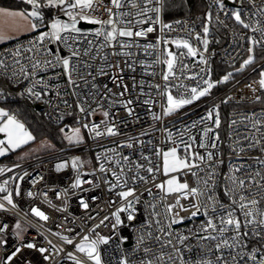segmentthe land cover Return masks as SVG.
Returning <instances> with one entry per match:
<instances>
[{
	"label": "built area",
	"instance_id": "2783aa9c",
	"mask_svg": "<svg viewBox=\"0 0 264 264\" xmlns=\"http://www.w3.org/2000/svg\"><path fill=\"white\" fill-rule=\"evenodd\" d=\"M107 2L108 0H105V3ZM221 3L224 5L223 8L220 6ZM206 4L208 12L205 16L189 15L169 22L164 19L163 7L161 20L164 24L171 25V29L164 28L161 31L162 24L146 23L143 27L152 26L155 31L148 33L146 37L134 38L135 44H139L140 47L134 44L130 49H117L120 52H130L131 56L109 55L108 63L113 65L118 63L123 69L122 72L118 68L108 69L105 66L108 75L96 74L98 69L104 66L102 56L114 51L111 47L103 49L95 60L82 56L81 60H89L93 65L89 70L96 76L94 82L102 94L105 92L103 87L105 84L117 94L124 90V85L128 87V91L123 96L107 94V98L101 95L97 96L95 101L89 100L91 108H96L97 104H103V108L86 118L76 108L78 96L73 95V92L80 93L79 98H82V94L90 88L92 78L88 77L90 83L87 87L83 85V81L78 80L81 87L74 89L68 85L62 66L44 67V61L53 59L54 55L70 56V49L63 44L45 40L41 45L35 40L41 32L50 31L49 28H43L0 46V60L8 66L0 67V104L23 102L32 110L41 112L44 119L52 126L60 127L65 132L79 127L85 137V141L79 144L65 143L63 147L34 158L17 160L10 156L0 160V169L3 170L0 171V185L6 188L5 192H0V204H4V208L0 209V226L7 225L6 230L0 233V238L7 242L0 243V264H5L6 257L17 247L21 248V252L8 264H75L67 255L69 252L85 264H93L84 254L76 251L75 245L84 235L96 239L97 234L110 237L107 244L98 245L102 264H120L124 259H127L128 264H141L142 261L151 258V254L148 256L145 254L146 247L156 256L160 255V242L155 237L160 236L165 241L168 239L160 231L161 227L165 231L174 233L172 236L174 243H176L175 234L190 237L185 244L191 245V251L185 250V259L190 260L192 264L201 259L215 261L219 253L214 247L211 252L205 247L214 242L198 243L194 236L197 227L209 217L213 218L215 223H219V216L212 213V202L208 201L207 197L209 195L214 197L217 202V213L226 212L232 205L233 198L238 201L241 195L249 196L250 199L255 196L256 199L261 200L259 206L264 208V189L247 183L242 189L238 184L234 185L230 179V177L246 179L254 176L257 171L264 174V164L260 163L264 161V152L261 151V147H264V89L259 86V80L264 77H261V73L252 77L256 70L263 68L264 61L251 69L247 68L254 60L246 64L245 68L242 67L243 62L252 52L256 54L258 50H264V11L261 10L264 9V0H242V2L241 0H206ZM146 6L157 5L154 0L152 5ZM129 10L128 7L120 9V11ZM235 12H239L244 23L250 25L248 28L235 20L233 15ZM56 15L61 19H66L67 16L62 10ZM148 15L155 14L150 12ZM103 18L108 17L105 14ZM38 26L42 27L39 22ZM98 27L99 25H94L93 28L81 29L83 35L65 32L62 36H76L75 46L80 48L85 46V41H93V54H95V48L103 41L102 37L94 35ZM204 27L209 29L206 36L203 33ZM197 35L201 40L196 39ZM205 38L209 42L206 52L201 42ZM252 39L258 43L253 45ZM176 40H187L197 50L198 55H187V49L177 48L173 43ZM146 44H153L155 47L145 49L143 46ZM29 48L32 51H27ZM249 48H253V51L249 52ZM49 49L51 55L47 51ZM168 49L176 56V62L173 69L174 77L165 81L163 75L168 69L164 61ZM17 50L20 54L14 56L13 53ZM199 53H203L207 63L200 62ZM37 60L41 62V68L25 79L23 73L19 71L20 68L25 67L31 73V64ZM125 61L131 67L126 66ZM231 70H236V73L229 75ZM14 72L17 75L14 76ZM114 75L118 78L122 77V83L120 79L113 83L111 77ZM225 76H229V79L222 82ZM40 79H43L48 87H45V84L34 83ZM205 80L217 83L210 95L181 111L168 116L163 115L166 93H171L175 98L190 99L191 88L203 89L206 87ZM156 85L160 87L157 88ZM179 85L182 87H177ZM33 86L35 91L41 92V99L36 100L34 96L28 94L27 89ZM57 92L60 93L59 96ZM257 96L261 99L256 100ZM65 100L72 107H66ZM128 100H132L133 103L123 107L121 101L126 103ZM145 100L151 103L145 104ZM38 106L41 107L40 110H37ZM128 109H132V115L128 114ZM210 110L213 112V117L216 113L219 114L222 121L219 128H216L211 120L204 119ZM103 111H109V117L105 118ZM10 112L17 116L20 112L19 107H12ZM153 114L161 118L154 120ZM233 121L235 123H232ZM105 122L107 126L113 127L116 135H108L105 132ZM84 123H88L90 127L93 124L99 125V130L104 134L95 137L94 133L83 127ZM205 127L214 129V133H210L208 138L203 134ZM169 131L172 133L171 139L168 138ZM181 134L185 141L192 143V151L205 157L208 152L214 154L211 162L206 159L203 163L196 161L200 164L199 168H193L191 171L185 169L171 174L178 175L182 183H188L189 188H199L203 196L189 194L188 198L184 199L181 193L166 195L154 185L169 177L163 175L162 170L154 171L152 174L145 171L148 166L162 165V157L156 155V149L167 151L170 147L179 146L178 151L183 155V146L180 145ZM215 134L219 135L218 141L213 139ZM209 141L215 142L216 147H198L200 143H209ZM128 143H132L133 147H127ZM250 144L255 146L249 147ZM124 156L129 157L128 162L123 160ZM77 157L79 158L77 167L73 168L72 160ZM116 161H119V164ZM60 164L65 166L58 169L57 165ZM101 164L104 165L105 172L100 171ZM136 164L145 166L139 169V173L147 178V183L138 179L134 182L131 179L137 172ZM209 164L212 165L211 171L215 173L211 178H209ZM237 167H240L241 171H235ZM121 168L129 177L126 187L136 189V196L139 197L140 202L135 204L136 219L128 221L127 213H121L124 223L113 230L111 225L115 222V218L112 213L125 202L118 196V192L124 189L118 186L110 190V185L117 183L113 171L119 173ZM192 172L196 175H192ZM77 178L81 183L73 188L72 185ZM256 179L259 181V177ZM205 180L208 181L207 186ZM146 189H151V194ZM231 189L235 191H229ZM9 193L15 207L3 199ZM177 199L180 200L179 204H176ZM81 201L87 203L88 207L84 208ZM194 203L201 204V214L187 219L191 211H195L191 208ZM170 204L175 205L171 213L167 211V206ZM220 204L224 205L223 210L220 209ZM152 205H155L154 209ZM181 205L189 211H182ZM204 205L208 206L209 216L203 215ZM236 207V215L243 219L238 206ZM33 209L43 212L48 219H41L34 214ZM175 213H179V216L185 219L182 223L172 224L169 229L170 219ZM105 216L109 217L105 221L108 226L100 225L96 228ZM157 219L160 221L159 225L155 223ZM16 223L27 227L24 234L18 233ZM92 229L95 231H91ZM149 232L152 233L151 236ZM141 235L144 238L143 243L138 245L137 241ZM61 237H67L73 243L67 244ZM49 241L51 244L48 243ZM27 243H33L36 247L32 249L23 247ZM252 247H258L254 240L249 244L248 250ZM40 248H45L47 251L41 253ZM163 251L168 253L171 249L165 248ZM227 251L224 250L226 256ZM45 256L50 259H45Z\"/></svg>",
	"mask_w": 264,
	"mask_h": 264
},
{
	"label": "snow or ice",
	"instance_id": "6c2138e0",
	"mask_svg": "<svg viewBox=\"0 0 264 264\" xmlns=\"http://www.w3.org/2000/svg\"><path fill=\"white\" fill-rule=\"evenodd\" d=\"M23 2L31 6V11H10L6 8H0V40L7 38V30H19L18 21L26 22L28 25H30V30H36L38 27V23L31 22L30 18H36L37 21H42V8H57L64 11L65 14L69 17L71 23H65L59 19H56L49 25L50 31L41 32L35 38V40L41 45L45 40H48L50 42L63 44L64 47L70 49L69 57H64L57 54L54 55L53 59L44 61L45 68H54L57 65L62 66L63 74L67 76V83L69 86H72L74 89L80 88L81 85L78 83L79 80L83 81V85L87 87L90 83L88 77L92 78L91 86L90 88H88L87 92H84L82 94V98H79L81 96L80 93H77L75 91L73 92V95L78 96L76 108L78 109L79 113L84 114L85 118L88 115H94L97 110L103 108V104H97L96 108H91L89 100L95 101L96 97L101 95L107 98V94H111L113 96H123L124 93L128 91V87L127 85H124V90L117 94L113 93L112 89L108 88V86L105 84L103 86L105 92L102 94L97 84L94 82L96 76L93 75V72L89 70L92 69L93 65L89 62V60H81L80 58L83 56L89 57L90 60H95L96 56L101 55L103 49L111 47L114 49V51H112L111 53H106L102 56L104 66H101L96 74L101 76L108 75L106 67L108 69L118 68L122 72L123 69L120 68V65L118 63L115 65L108 63L109 55L131 56L130 52H120L117 49H130L135 44L134 38L146 37L148 33H152L155 31V28L152 26L146 28L143 27V25L146 23H150L153 25L156 23L162 24L161 31L164 28L171 29L172 27L169 24H164L161 20L160 14L164 7V0H155V5L157 6L153 7H147L146 5H152L154 3V0H108L107 3H105V0H23ZM220 6L221 8H223V3H221ZM125 7H128L130 10L120 11V9H123ZM261 10L264 11V9ZM150 12L154 13L155 15H148V13ZM105 14L108 17L107 19L103 18ZM233 15L235 17V20L243 24L245 28H248L250 26L249 24L244 23L239 12H235L233 13ZM80 21H84L89 25H99V27L95 29L94 35L96 37H102L103 41L99 44V47L95 48V54H93V41H85V46L80 48L75 46L77 41L76 36H62V33L65 32L83 35L84 33H82L81 28L77 27V24ZM208 31V27L203 28V33L205 34V36L207 35ZM196 39L201 40V37L197 35ZM201 42L203 44V50L204 52H206L209 42L206 38ZM251 42L253 45L258 43L255 39H252ZM165 43H167V41H165ZM173 43L176 44L177 48L183 47L187 49V55L189 56L198 55L197 50L193 48L187 40H176L173 41ZM135 46L140 47L139 44H135ZM143 47L145 49H148L154 48L155 45L146 44ZM27 51H32V49L29 48L27 49ZM47 51L50 55L52 54L50 49ZM252 51L253 48H249V52ZM19 54V50L13 53L14 56H18ZM199 55L201 57L200 62L207 63V61L203 57V53H199ZM167 56L169 58L164 61L167 64L168 69L167 73L163 75V79L165 81H169L170 77H174L173 69L176 62V56L171 51L167 53ZM251 62L252 57L250 56L249 59L244 63L249 64ZM16 63H19V61H16ZM125 64L126 66L131 67V65L127 64V61H125ZM0 67L6 68L8 66L4 64L2 60H0ZM40 68L41 62L37 60L31 64V73L25 67H21L19 71L20 73H23L25 79H28L30 75L35 74L36 70ZM13 75L15 76L17 75V73L14 72ZM74 76L76 78H74ZM261 77H264V72L261 73ZM111 79L113 80V83H116L118 79H120L122 83V77L118 78L114 75L111 77ZM228 79L229 76H225L223 78L224 81ZM34 83L45 84L43 79L36 80ZM133 83L135 84V81H133ZM204 84L206 85V87H204L202 90H198L197 87L191 88L190 99L184 97L174 98L170 93H166L167 107L163 108V115L168 116L184 105L191 104L194 100L208 95L210 90L214 87V84L209 80H205ZM117 86L119 87L120 85L118 84ZM259 86L261 89H264V78H261L259 80ZM45 87L48 86L45 84ZM156 87L159 88L160 86L156 85ZM165 87L167 88V85H165ZM177 87H182V85H179ZM27 92L29 95L34 96L36 100L41 99V92L35 91L34 86L29 87L27 89ZM57 95L59 96L60 93L57 92ZM260 99L261 98L259 96L256 97V100ZM132 103V100H128L126 103L121 101L123 107H127V105ZM144 103L148 104L151 103V101L145 100ZM64 104L66 105V107H72L71 105H68L66 100L64 101ZM109 107H111V105H109ZM128 114H133L132 109H128ZM109 115V111H103V116L105 118L109 117ZM0 118H5L3 120H0V133H4L7 143V147H4L5 141L0 140V155H4L5 152L9 149L14 150L16 148H19L34 139L31 132H29L25 128V125L23 123L17 120L15 115H11L3 109H0ZM160 118V116L153 114L154 120H159ZM204 119L211 120L216 128L220 127L221 121L218 113H216L215 117H213V112L210 110L207 117H205ZM232 123H235V121H233ZM256 123H259V121H256ZM105 125V132L108 135H116L113 127L107 126V122H105ZM193 126H195V124ZM83 127L88 128L92 133H94L95 137H100L104 134L99 130V125L93 124L90 127L88 123H84ZM61 131L63 132L64 130L61 129ZM257 131H259V129H257ZM71 132L72 135L66 134V139H68L70 142L75 140L77 143H80L82 141V137L80 135L81 128L77 127L75 129H71ZM210 133H214V129L212 127H205L203 129L204 137L208 138ZM171 136L172 133L169 131L168 138L171 139ZM192 139L193 141L195 140L194 137ZM213 139L218 141L219 135L215 134ZM253 140H255V137H253ZM173 143L175 144V142ZM180 145L183 146V155H181L178 151L179 146L170 147L167 151L156 149V155L158 157H162V165L157 164L155 167L148 166L145 171L148 174H152L154 173V171L162 170L163 175L169 177L167 180L160 183H155L154 185L156 188L165 192L166 195H170L172 193H181L182 198L184 199H187L189 194L193 196H203L204 194L200 192L199 188H189L187 182L180 183L178 178L171 174L181 172L185 169L191 171L193 168H199L200 164L196 163V161L203 163L206 159L208 162H211L213 160L214 154L212 152H208L207 157H205L198 152L192 151V143L185 141L183 139V134H181ZM126 146L132 148L133 144L128 143ZM209 146L215 148L216 143L209 141V143L202 142L198 145V147L200 148H206ZM254 146V144L249 145V147ZM241 151H243V149H241ZM261 151L264 152V147H261ZM123 160L125 162H128L129 157L124 156ZM78 161V157L72 160L73 168L77 167ZM116 163L119 164V161H116ZM260 163L264 164V161H260ZM64 166L65 165L60 164L57 165V168L60 169ZM144 167L145 166L142 164H136L137 172L131 177L134 182L138 179L147 183V178L140 175L139 173V169H142ZM211 167L212 165L209 164V178H211L215 174L211 171ZM0 171L3 170L0 169ZM100 171H106L103 164H101L100 166ZM129 171H131V169H129ZM235 171L239 172L241 171V168L237 167ZM112 174L113 176H115L117 183L111 184L110 190L118 186L123 188L124 190L118 192V196L125 202L123 206L112 213V216L115 218V222L112 223L111 227L113 230H115L117 227L121 226L124 223V221L121 219V213H127L128 221H134L136 219L135 204L139 203L140 201L139 197L136 196V189L134 187H126L129 177L124 172L123 168L120 169L119 173L113 171ZM192 175H196V173L192 172ZM122 177H124L123 180L121 179ZM256 177H259V181H257ZM152 179L154 181L155 177L153 176ZM230 179H232L234 185L238 184L242 189L244 188L246 183L253 186L258 185L259 189H264V183H260V181H264V174H261L260 171H257L254 176L247 177L246 179H239L236 177H230ZM80 183L81 181L79 180V178H77L72 187L76 188L80 185ZM204 183L207 186L208 181L205 180ZM5 184H7V181H5ZM5 191V186L0 185V192ZM146 191L151 194V189H146ZM229 191L234 192L235 189H231ZM29 195H31V193H29ZM3 199L7 201L8 204L15 207L11 198V193L5 195ZM207 200L212 202V213L219 216V223H215L213 218L209 217L204 223L200 224L197 227L194 236L198 243L200 241L214 242V244L205 245V247H207L209 252H211L214 247L215 251L219 253V255L216 256L215 261L210 259H201L196 261L195 264H264V208H261L259 206L261 204V200L256 199L255 196L250 199L249 196L241 195L239 196L238 201L233 198L232 205L229 206L226 212L221 211L219 213H217V202L215 201L214 197L209 195L207 197ZM81 203L84 208L88 207L87 203H84L83 201H81ZM179 203L180 200L177 199L176 204ZM236 206H238V210L243 219L239 218L236 215ZM151 207L154 209L155 205H152ZM174 207L175 205H168L167 211L171 213ZM219 207L221 210L224 209L223 204H220ZM3 208L4 204H0V209ZM191 208H194L195 211H191V214L189 217H187V219H192L201 214V204L194 203L191 205ZM181 210L189 211V209L185 208L183 205H181ZM32 211L41 219H48V217L43 212H40L37 209H33ZM203 215L209 216L207 205L203 206ZM108 219L109 217L105 216L104 219L100 221V224L96 225V228H99L100 225H105V227H107L108 225L105 224V221ZM184 219V217L179 216V213H175L170 219L168 228L170 229L172 224L182 223ZM155 223L159 225L160 221L157 219ZM15 227L16 229H19L20 224L16 223ZM6 228V224L0 226V233L4 232ZM91 231L94 232L95 229H92ZM160 231L164 233L166 237H168L166 241L161 239L160 236L155 237L156 240L160 242V255L156 256L152 253V250L150 248L146 247L144 249L145 254L146 256L151 254V258L142 261L141 264H192L190 260L185 259V250L191 251V245L185 244V242L189 240L190 237L181 234H175L176 243H174L172 240V236L174 235V233L172 231H165L163 227L160 228ZM201 233H206V235H201ZM227 233H231V235H226ZM151 235L152 233L149 232V236ZM61 238L65 240L67 244L73 243V241L67 237ZM109 239L110 237L100 236L99 234H97L96 239H92L89 235H84L81 241L75 245V248L77 252L84 254L87 257V260L92 261L93 264H102L101 253L98 250V245L107 244L109 242ZM143 239L144 238L141 235L138 238L137 244H142ZM253 240L255 241L256 245H258V247H252L250 250H248V246L252 243ZM0 243L6 244L7 242L0 238ZM48 243L51 244V241H49ZM23 247L32 249L35 248L36 245L33 243H27L26 245H23ZM54 247L55 246L53 245V248ZM165 248H170L171 252L165 253L163 251ZM224 250H228L227 256L225 255ZM39 251L43 253L46 252L47 249L40 248ZM20 252L21 248L17 247L11 255L6 257L5 264H8V262L11 261ZM67 255L74 260L75 264H85L84 261L76 258L73 253L69 252ZM228 257H230V259ZM45 259H50V257L45 256ZM120 264H128L127 259L121 260Z\"/></svg>",
	"mask_w": 264,
	"mask_h": 264
},
{
	"label": "trees",
	"instance_id": "16d2710c",
	"mask_svg": "<svg viewBox=\"0 0 264 264\" xmlns=\"http://www.w3.org/2000/svg\"><path fill=\"white\" fill-rule=\"evenodd\" d=\"M0 7L12 10H26L30 5L23 2V0H0ZM60 9L57 8H42L43 20L38 21L41 26H46L49 21L57 14ZM208 8L206 0H164V19L165 21H173L184 16L207 15ZM36 21V23H38ZM45 28V27H44ZM42 29L37 30L40 31ZM264 57V50H258L255 54L253 63L259 61ZM11 111L12 107H19L18 116L27 120L31 126L32 131L37 138H48L56 148L63 147L65 140L63 138L62 128L54 127L49 124L43 117L41 112H37L29 108L23 102L15 104H3Z\"/></svg>",
	"mask_w": 264,
	"mask_h": 264
},
{
	"label": "rangeland",
	"instance_id": "374dc122",
	"mask_svg": "<svg viewBox=\"0 0 264 264\" xmlns=\"http://www.w3.org/2000/svg\"><path fill=\"white\" fill-rule=\"evenodd\" d=\"M18 11L29 12V11H31V6H30L29 9H26V10H18ZM208 17H209V13H208ZM56 19H59V20H61L62 22H65V23H71V21H70V19H69L68 16H66V19H61V18L59 17V15H55V16H53V18L49 21V23H48L46 26H42V27H39V26H38L37 29L33 31V30H30V25H28L26 22L18 21V24H19V30H18V31H16V30H11V29L7 30V32H6L7 38H6V39H3V40H0V46L3 45V44H6V43H8V42H11V41H13V40H16V39H18V38H20V37H22V36H25V35H29V34L35 33L37 30H39V29H43L44 27H45V28L47 27V28L50 29L49 25H50L54 20H56ZM30 20H31V22H35V23H36V21H37L36 18H30ZM77 27H78V24H77ZM169 51H171V50L168 49V50H167V53H168ZM171 52H172V51H171ZM172 53H173V52H172ZM173 54H174V53H173ZM250 56L252 57V61H253V60H254L255 53L252 52V53L250 54ZM250 56H249V57H250ZM168 58H169V57L167 56L166 60H167ZM248 59H249V58H248ZM248 59H247V60H248ZM262 61H264V57L261 58L259 61L255 62V63H252L251 66H249V68H247V69H251V68L257 66V65L260 64ZM244 62H245V61H244ZM244 62H243V64H242V67H243V68L246 67V64H245ZM166 66H167V64H166ZM244 66H245V67H244ZM262 72H264V66H263V68H262L261 70H260V69L256 70V71L253 73L252 77H256L257 75H259V74L262 73ZM235 73H236V70H231V71H230V74H231V75H234ZM223 78H224V77H223ZM223 78H222V82H225V81L223 80ZM213 84H214V87L217 85L216 82H213ZM214 87L210 90V92H209L208 95H210V94L213 92ZM201 90H202V89H201ZM170 94H171V93H170ZM171 95H172V94H171ZM208 95H205V96H203V97H200V98L197 99V100H194L191 104H193L194 102H199V101H201L203 98H205V97L208 96ZM173 97H174V96H173ZM174 98H175V97H174ZM191 104L184 105L183 107L177 109V110L174 111L173 113H176V112H178V111H181V110H183L185 107H187V106H189V105H191ZM166 107H167V98H166ZM0 109H3L4 111L8 112V113L11 114V115H15V114H13V113L10 112V110H9L8 107L3 106V105H1V104H0ZM15 117L17 118V120H19L21 123H23V124L25 125V128H26L29 132H31V134L33 135L34 139L31 140V141H29L27 144H24V145H22L21 147L16 148V149H14V150L9 149L8 151L5 152L4 155H0V160L3 159V158H6V157H10V156H13V157L16 158L17 160H25V159H30V158L37 157V156L42 155V154L49 153V152H51V151L57 149V148L54 146V144H53L48 138H37L36 135H35V133L32 131L31 126H30L29 123L27 122V120L22 119V117H20V116H18V115H17V116L15 115ZM3 119H5V118H0V120H3ZM220 121H221V119H220ZM221 124H222V121H221ZM221 124H220V125H221ZM73 129H75V128H73ZM66 134H67V135H72V132H71V131H69V132H65V131H63V138H64L65 143H66L67 145L79 144V143H77L75 140H73V141L70 142L68 139H66ZM80 135H81V137H82V141H81V142L85 141V137H84V135H83V133H82V130H81ZM0 136H2V137H0V140H4V141H5V145H4V147H7L6 136L4 135V133H0ZM81 142H80V143H81ZM82 155H85V154H82ZM85 158H86V156L84 157V159H85ZM172 174H173V173H172ZM174 176H176V177L178 178L179 182L182 183V182L180 181L178 175H174ZM26 230H27V227H26L24 224H21V225H20V228L18 229V233L22 235V234L25 233Z\"/></svg>",
	"mask_w": 264,
	"mask_h": 264
},
{
	"label": "water",
	"instance_id": "95a60500",
	"mask_svg": "<svg viewBox=\"0 0 264 264\" xmlns=\"http://www.w3.org/2000/svg\"><path fill=\"white\" fill-rule=\"evenodd\" d=\"M78 27L81 28V29H87V28H93L94 25H89L86 22H79ZM40 109H41V107L38 106L37 110H40ZM0 137H2V136H0Z\"/></svg>",
	"mask_w": 264,
	"mask_h": 264
},
{
	"label": "crops",
	"instance_id": "0c3cea01",
	"mask_svg": "<svg viewBox=\"0 0 264 264\" xmlns=\"http://www.w3.org/2000/svg\"><path fill=\"white\" fill-rule=\"evenodd\" d=\"M0 8H2V7H0ZM7 9V8H6ZM8 10H10V11H18V10H12V9H8Z\"/></svg>",
	"mask_w": 264,
	"mask_h": 264
}]
</instances>
